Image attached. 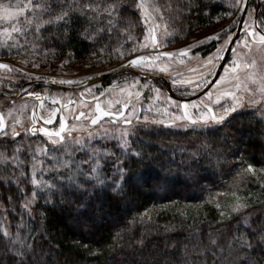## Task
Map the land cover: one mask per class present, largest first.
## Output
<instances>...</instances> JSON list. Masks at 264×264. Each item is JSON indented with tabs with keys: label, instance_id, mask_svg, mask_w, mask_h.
Returning a JSON list of instances; mask_svg holds the SVG:
<instances>
[{
	"label": "trees",
	"instance_id": "obj_1",
	"mask_svg": "<svg viewBox=\"0 0 264 264\" xmlns=\"http://www.w3.org/2000/svg\"><path fill=\"white\" fill-rule=\"evenodd\" d=\"M126 3L130 8L127 19L117 25V30L105 31L94 41L82 35L88 28L85 19H76L67 30L63 25H46L37 31L33 25L18 38L36 41L35 48L58 57L67 54L77 60L93 53L117 56L119 52L114 49L120 48L125 53L126 49L138 46L142 33L140 11L133 6L135 0ZM174 3L178 5L174 16L179 20L182 34L209 25L225 10L223 0H175ZM129 24L132 26L127 33L119 30ZM129 35L135 38L133 42ZM254 116L253 111L238 110L230 113L223 123L183 131L171 123L138 125L129 136V152L113 151L109 149L112 143L104 142L99 171V178L104 180L102 185L94 177L80 175L86 191L69 187L64 181L57 186L59 192H54L49 203L36 201L26 211L28 217L22 220L26 230L21 238L35 245V254L30 253L28 258L32 264H171L177 257L188 264L193 261L229 264L225 257L230 247L223 254L215 250L210 242L213 234L221 228L220 231L239 237L240 231L247 229L237 223L240 215L231 213V219L230 214L222 216L218 207L208 202V197L235 174L230 161L238 159L237 165L241 162L264 167V122ZM192 140L199 145L192 147L193 152L187 149ZM95 142L90 145L100 144ZM10 143L2 142L0 148L13 152ZM177 145L183 148L177 150ZM93 149L96 148L77 149L75 162L92 155ZM24 157L20 158L25 162ZM121 166L125 169L124 179L116 189L114 182L121 179L118 171ZM2 168L0 177H6L14 167L8 162ZM247 184L245 193L251 198L243 210L246 215L251 208L264 206L258 187L248 191L252 183ZM10 188L11 191L6 183H0V207L6 220L3 228L14 235L15 220L10 215L13 208L20 207L22 194L16 190L15 183ZM255 195L258 199L253 200ZM189 203L202 205L193 211L186 207ZM249 216L255 218L257 213ZM259 217L253 227L264 225V214ZM233 243L239 247L238 241ZM255 255L264 264L259 249ZM0 259H4L2 254Z\"/></svg>",
	"mask_w": 264,
	"mask_h": 264
},
{
	"label": "rangeland",
	"instance_id": "obj_2",
	"mask_svg": "<svg viewBox=\"0 0 264 264\" xmlns=\"http://www.w3.org/2000/svg\"><path fill=\"white\" fill-rule=\"evenodd\" d=\"M174 1L175 0H147L149 4L158 5L160 7V12L157 14L152 8H149L150 18L148 24H145L144 20L140 18L142 33H140L137 41H139V44L145 43L144 36L147 34V30L153 27V25L158 24L159 27L156 29L157 45L153 46L149 41L147 42V48L141 49L139 45L136 46L137 51L135 53L130 52V49H126L127 52L124 53L123 57H121L119 53L117 56L113 57H104L101 54H96L77 60L71 58L67 54L58 57L47 50L35 48L34 45L36 41H20L18 37L20 35L22 36L21 33H12L11 37L0 35V61L9 64L12 68L11 72L8 70L6 72H0V77L2 75L8 79H16L18 76L21 77L24 75L36 76L50 74L58 81L63 80L78 83L111 67L128 64V60L133 59L135 56L143 55L149 57V60L141 63L139 66H134L135 68L166 75L170 81L171 91L178 97H188L198 92L214 74L216 65L232 34L236 30L242 10H238L235 6L236 0H223L225 10H223L222 14L220 13L219 16L217 15L218 17H215L209 25L194 32L182 34L178 29L179 20L174 16L175 9H178V5H175ZM9 2L15 4L17 0H0V3ZM172 4L174 7H172ZM243 5L244 4L240 6L241 9ZM260 5L256 23L257 26L264 31V0H261ZM255 9V1L250 0L244 18V30L237 38L219 77L204 94L196 99L180 100L174 98L167 92V84L162 78H156V80L154 78H143L127 71L117 73V75L106 80L104 83L99 82L78 90L55 89L48 97L53 104L43 101L40 104V111H42L41 115L43 120L47 121L50 119L51 122L55 120L59 127L61 119L64 120L66 130L62 135L65 136V144L63 146L60 144L53 145L48 137L38 135H35V137L31 136L27 129L22 131L16 129L19 135L14 138L10 135V132L6 131V133H9L6 136L9 140L6 141L11 142L10 145H12L11 150L13 152H8L6 148H0V153H4L9 157H12L14 154L19 156V158L25 156V162L22 164L17 165L8 161L11 166L14 167V170L12 169V173L8 172L9 175L6 176H11V174L14 175L15 173L23 171L30 180L31 165L33 162L32 156L36 154L35 150L38 148H47L49 150L48 155L41 154L38 156V159L44 163L43 165L38 164L37 168H47L48 170L43 172V178L54 181L57 186L64 181L67 183V180H62L60 177L69 175V170L63 167H56L58 160H71L73 171H75V165L78 163L75 162L74 158L77 149L86 146L89 149L96 148L101 150L106 141L112 143L113 147L109 149L113 151L120 150V152H129L128 139L136 126L172 124L173 115L182 114L183 110L178 107V105L181 104L190 105L189 112L193 118L199 116L201 112L207 111V108L213 109L214 114H223V109L225 107L230 108L233 106V97L220 95L225 91H231L235 93L236 97L242 98V106L237 107L235 111H253L255 116L264 122V103L255 106H250L248 104L249 99H258L259 94L250 96L243 88V83H248L249 87L253 90L258 87L257 84H252L247 81L246 74L249 71L255 73L257 77L264 75V49L258 50L253 46L252 49L249 50L240 43V41H251L252 39L247 36L245 23H247L249 27L255 26ZM229 13H231V15H229ZM161 16L163 19H160ZM44 18L47 19L46 16ZM20 19L23 20V17ZM7 26L8 25L4 21H0V28ZM165 28H167V33L165 32ZM134 39L135 38L131 41L133 42ZM182 48L188 49L186 54L180 52ZM234 49L235 53L233 51ZM164 52H172L174 55L172 57L161 55ZM236 54H241L240 59L248 63L255 60L256 66L252 69L239 68L233 73L231 69L234 67L233 60ZM155 56H159V59H151ZM64 61H67V63H62ZM34 64L38 65V67H33ZM161 69L164 70L162 71ZM226 69H229V71L226 72ZM222 76L225 77L224 81L217 84V81H220ZM235 76L239 77V81L242 84L239 89L235 87L238 82L233 78ZM218 97L219 103L216 102ZM9 102L10 101H8V103ZM29 103L28 101L20 100L9 104L4 116L8 128L15 127V125L26 128L27 125H29V116L27 113L30 108ZM97 104H99L101 109L105 112H112L114 114L123 113V119L119 115L103 116L96 124H91L90 116L97 114ZM192 105H195V107H191ZM205 105L207 107H205ZM9 109H12L10 115ZM53 112L55 113L54 115H52ZM59 112L60 116L58 114ZM81 112L85 115L77 119ZM144 117H148V120L145 121ZM17 118L20 120V123L14 125L13 121ZM124 120H130L131 123L126 124ZM157 120H162L164 123L158 124L153 122ZM175 125H179L174 127L182 131L185 129L195 130L196 128L206 126L192 125L186 120L175 121ZM125 130L128 131V135L123 138V140L127 142L126 148L121 147L123 142L121 137ZM23 133L25 134L24 138L22 137ZM30 140H33V142H30ZM76 140H80V143L76 144ZM95 141H100V144L90 145L91 142L96 144ZM195 145L199 146L197 142L194 143L192 140L191 143L187 144V149L193 152L192 147ZM182 146L183 145H177L176 149L180 150L183 148ZM66 148L69 150L67 153L65 151ZM17 149H19V151H16ZM88 157L83 161L88 160ZM95 159L96 157L93 156L92 161L88 163H80V161V169L84 173L90 172L92 163ZM20 160L22 159L20 158ZM238 161V159L230 161V164L235 167V174L224 181L225 185L221 189L213 191L208 197V202L215 204L220 214L224 213L223 216L231 214V207L237 202L247 205V202H249L248 199L251 198L248 193H245L248 188V182L252 183V187H249L250 189L248 191H253L255 190L253 187H258L260 200L262 199L264 201V167L252 165L254 171L248 172L247 167L249 164H243L241 162H239V165L235 164ZM8 162H0V169H4L2 167ZM38 175H40V173H38ZM23 186H25L24 194L30 195L32 191L30 183H26ZM57 189L58 188L51 190L45 189L43 191L37 189L40 194L35 202L41 201L45 204L49 203L52 196H55L53 195L54 192L55 194L59 192ZM24 194L20 196V207L15 206L16 208H13L10 215L11 218L15 220L14 235L19 233L20 236H23L26 230L22 220L27 219V212H29L30 209L21 210ZM252 199L256 200L258 198L255 195L252 196ZM200 204L201 203H189L186 207H190V209L194 211V209L197 210V208L202 205ZM254 213L264 214V206L254 209L251 208L250 211L247 212L248 215ZM3 215L4 213L0 207V228H3L4 223H6ZM9 226L10 225L7 224V227ZM220 230L221 228L213 234L212 240H216L218 244L212 245V247L217 251L219 247H222L224 251L218 252L223 254L227 252L225 248L229 247L228 241L231 235L226 231Z\"/></svg>",
	"mask_w": 264,
	"mask_h": 264
},
{
	"label": "snow or ice",
	"instance_id": "obj_3",
	"mask_svg": "<svg viewBox=\"0 0 264 264\" xmlns=\"http://www.w3.org/2000/svg\"><path fill=\"white\" fill-rule=\"evenodd\" d=\"M244 4L246 5V0H236L235 6L238 10H242L240 6ZM134 7L136 10L140 11L141 18L144 20L145 24H148L150 13L148 11L149 8H152L154 12L157 14L160 12V7L158 5H153L147 3V0H135ZM130 11L129 6L126 3V0H17V3L13 4L9 3H0V21H4L8 26L0 28V35L11 37L12 33H26L31 26H35L37 31L43 29L46 25L48 26H60L63 25L65 29L69 28L72 23L76 22V19H85L88 23V28L84 29L82 35L85 36L86 39L90 41H94L96 36L100 35L103 32L111 33L114 30H117V25L122 21L127 19V13ZM231 15V13H229ZM48 18L45 19L44 17ZM23 17V20L20 18ZM160 19H163L161 16ZM96 25H102L97 27ZM132 25L129 24L128 27L123 29H119L125 33L128 32V28ZM159 27L158 24L153 25V27L147 30V34L144 36L145 43L139 44L141 49L147 48L148 43L151 42L153 46L157 45V33L156 29ZM245 30L247 32V36L251 37V41L243 40L240 41L246 48L249 50L255 46L258 50L264 49V32L257 31L256 27H249L247 23H245ZM165 32L167 33V28H165ZM91 33V34H89ZM130 40L133 39L131 35L128 37ZM12 47V46H9ZM103 51V48L101 49ZM113 51L119 52L120 56H124V52L120 48H116ZM130 52L135 53L137 51L136 46L134 45L130 50ZM188 49L182 48L180 52L182 54H186ZM235 53V49L233 50ZM95 55V53H93ZM161 55L172 57L174 54L172 52H164ZM241 54H236L233 65L234 67L231 69L233 73L236 72L237 69H252L256 66V61L252 60L251 63L242 61L240 59ZM151 59L158 60L159 56L152 57ZM149 60V57L139 55L135 56L133 59L128 60L127 63L131 66H139L141 63ZM62 63H67L64 61ZM33 67H38V65L34 64ZM0 69H6L11 71L12 68L7 63H0ZM162 71L164 69H161ZM229 69H226L228 72ZM238 82L236 83V88H241L242 84L239 81V77H233ZM225 77H221L220 81H217V84H220L224 81ZM247 81L252 84H257L258 87L253 90L249 87L248 83H243V88L246 92L250 94V96H255L259 94L258 99H249L248 104L250 106H255L257 104L264 103V75L259 77L256 76L255 73L249 71L246 74ZM60 83H72V81H60ZM175 83V81H174ZM29 95H36L37 99H40L39 94L29 93ZM211 95V94H209ZM221 96H231L233 97V106L225 107L223 109V114L217 115L214 114L213 109L207 108V111L201 112L199 116L193 118V116L189 112L190 105L181 104L178 105L181 108L182 114H174L172 118L173 126L175 125V121H189L192 125H208L209 123L220 124L223 123L228 115L235 111L237 107L242 106V98L236 97L235 93L231 91H225L220 94ZM219 103V97L216 101ZM191 107H195L192 105ZM205 107H207L205 105ZM12 109H9V115L11 114ZM96 112L100 113V115H91L90 122L91 124H96L101 116H114L119 115L123 119V113H112L105 112L101 109L99 104L96 105ZM55 113L53 112L52 115ZM85 114L83 112L80 113V116L83 117ZM144 120L147 121L148 117H144ZM50 119L46 121V123H50ZM154 123H164L162 120L153 121ZM20 120L17 118L13 121V124H19ZM124 123L130 124V120H124ZM6 127L5 117L3 114H0V134L7 136L9 133L4 132ZM66 127L64 120L61 119L60 127L58 130H52L48 128H41L39 131L43 132L46 137H48L49 141L53 145L60 144L63 146L65 144V136L62 135L65 132ZM28 131L35 132L37 129L29 128ZM10 135L14 138L19 133L17 132L15 127L11 128ZM128 135V131L125 130L122 133V144L121 147H127L126 140H123L124 137ZM76 144L80 143V140L75 141ZM16 151H19L17 149ZM36 154L32 156V165H31V178L30 180L27 178L23 171H20L14 175L0 177V183H6L9 186V191H11V184L15 183L17 185V191L21 194L25 193V189L23 187L24 183H30L32 186V191L30 195L24 194L22 207L25 209H30L31 205L35 202V200L39 196V191L37 189L43 191L45 189H56L57 185L54 181L46 180L43 178V172L47 171V168L41 167L37 168V165H43V161L38 159L39 155H48L47 148H38L35 150ZM66 153L69 151L67 148L65 149ZM138 155V154H137ZM93 156L96 157L94 162L92 163L90 172L84 173L80 169V163H88L92 161ZM11 161L13 164H22L24 161L20 160L19 156L15 154L12 157L6 156L4 153H0V162ZM119 162V161H118ZM75 165V171L72 168L71 160H58L56 167H63L69 170V175L65 177H60L62 180H67L68 186L76 188L78 190L87 189L84 186V183L80 182L79 176L85 175L87 178H95L98 184H103L104 180L99 178V170L101 166L100 159V150L93 149L92 155L88 157V160L81 161ZM118 171L121 174V179L115 181L116 189L121 187V182L124 179L125 169L121 166ZM248 172H253V166L248 165ZM40 173V175H38ZM160 180L166 179V177H160ZM12 196H8V200L11 201ZM248 205L237 202L231 207V213L240 215V220L237 221L238 224H243L247 231H240L239 237L233 233L229 238V247L231 250L228 251V256L225 259H228L229 264H261V261L257 259L255 253L256 250L259 249L261 256L264 257V225H258L253 227L256 220H258L259 214L255 218L250 217L249 215L243 214V210L247 208ZM223 216L224 213H221ZM232 218V215H229V219ZM0 232H2V237H0V254L3 255L4 259H0V264H7L10 260V264H32L31 260L28 258L29 254H35V245L33 242H27L25 239H22L19 233L13 235L7 228H0ZM234 241H238L239 247H236L233 243ZM212 245H217L218 242L216 240L210 241ZM208 250V249H206ZM218 251L223 252L224 249L222 247L218 248ZM243 253V255H242ZM187 255V253H185ZM198 255H203V253H199ZM215 256V253H213ZM238 258V259H237ZM171 264H188L187 260H181L179 257L175 258ZM195 264V261H193Z\"/></svg>",
	"mask_w": 264,
	"mask_h": 264
},
{
	"label": "flooded vegetation",
	"instance_id": "obj_4",
	"mask_svg": "<svg viewBox=\"0 0 264 264\" xmlns=\"http://www.w3.org/2000/svg\"><path fill=\"white\" fill-rule=\"evenodd\" d=\"M255 1V6L257 5V0ZM259 2V8L257 11V19H258V13L260 10V4H261V0H258ZM249 6V5H248ZM259 27V26H258ZM258 31L261 30V32H264L261 28L260 30L257 29ZM0 63H3L2 61H0ZM131 66V65H129ZM6 69H0V72H6ZM127 72H131L128 70H124ZM11 72V71H10ZM148 72V71H147ZM23 73V72H22ZM132 74H135L134 72H131ZM153 73V72H150ZM116 74L103 79L99 82H105L106 80L114 77ZM137 76H139L138 74H135ZM141 77V76H139ZM145 78V77H143ZM147 78H154V77H147ZM156 80V78H154ZM96 82V83H99ZM67 84V85H74L77 83H60V81L56 80L52 75L48 74V75H36V76H30V75H24L21 77H17L16 79H8L4 76L1 75L0 77V114H4L5 116V111L7 109V107L9 106L10 103L14 102V101H28V103L30 104V108L28 109L27 113L29 116V125H27V127H19L18 125H15L16 129H19L20 131L22 130H26L28 131L29 128H35L37 129V131L35 132H31L28 131L30 133L31 136L38 135V136H43L46 137L44 135L43 132L39 131V129L41 128H48V129H52V130H58L59 125L54 121L50 122V123H46L45 120H43L42 118V111L41 110V106L40 104L45 101L46 103L49 104H53V102L50 101V98L48 99L50 93H52L55 89L57 90H78V89H82L88 86H91L93 84H90L88 86H84V87H80V88H76V89H65V88H56L54 87L52 84ZM80 83V82H78ZM29 93H34V94H39L40 99H37L36 95H29ZM8 101H10L8 103ZM61 111V110H60ZM60 116V112L58 113ZM96 115V114H95ZM5 123H6V119H5ZM58 126V127H57ZM56 127V129H55ZM58 128V129H57ZM11 132V128L6 127L4 129V132ZM24 133L22 134V137L24 138ZM9 140L8 137H6L3 134H0V143L2 141H6Z\"/></svg>",
	"mask_w": 264,
	"mask_h": 264
},
{
	"label": "water",
	"instance_id": "obj_5",
	"mask_svg": "<svg viewBox=\"0 0 264 264\" xmlns=\"http://www.w3.org/2000/svg\"><path fill=\"white\" fill-rule=\"evenodd\" d=\"M249 1L250 0H246V5H243L238 23H237V27L236 30L234 31V33L232 34L221 58L219 59L214 74L212 75V77L208 80V82L196 93L188 96V97H178L176 96L170 89V81L168 79V77L162 73H150L147 71H143V70H139L137 68H135L134 66H129V64H124V65H120V66H114L111 67L109 69H106L100 73H97L94 76H91L89 78H87L85 81L74 84V85H67V84H52L54 87L56 88H65V89H76V88H80V87H84V86H88L90 84L99 82L103 79H106L116 73H119L121 71L124 70H128L131 72H134L135 74H138L141 77H154V78H162L163 80H165L166 84H167V92L169 93L170 96L174 97V98H178L180 100H192V99H196L198 97H200L202 94H204L212 85L213 83L217 80V78L219 77L226 61L228 60V57L230 55V52L237 40V38L239 37V35L243 32L244 30V18L248 9V5H249ZM259 8V2L257 0V5H256V9H255V13H254V24L256 26L257 29L260 30V28L257 26L256 20H257V11ZM261 31V30H260ZM96 115H100V113H97ZM101 118H103V116H101Z\"/></svg>",
	"mask_w": 264,
	"mask_h": 264
}]
</instances>
